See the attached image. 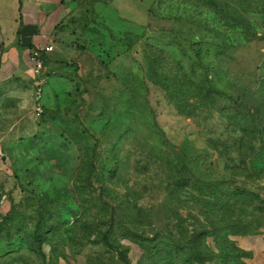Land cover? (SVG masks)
<instances>
[{"label": "rangeland", "instance_id": "374dc122", "mask_svg": "<svg viewBox=\"0 0 264 264\" xmlns=\"http://www.w3.org/2000/svg\"><path fill=\"white\" fill-rule=\"evenodd\" d=\"M111 1L74 5L54 93L0 85V264H242L235 240H264V0H155L134 29ZM177 71L236 118L179 111Z\"/></svg>", "mask_w": 264, "mask_h": 264}, {"label": "crops", "instance_id": "0c3cea01", "mask_svg": "<svg viewBox=\"0 0 264 264\" xmlns=\"http://www.w3.org/2000/svg\"><path fill=\"white\" fill-rule=\"evenodd\" d=\"M155 0L142 8V0H112L109 9L117 16L121 27H142L151 22ZM78 0H0V85L9 82L37 88L46 79L43 95L55 92L68 68L63 41L66 25L76 13ZM106 6V5H105ZM55 48L46 54L45 67L37 72L30 59L33 49ZM122 56L117 54L113 64ZM246 257L242 264H253L264 254V240L257 234H245L235 240Z\"/></svg>", "mask_w": 264, "mask_h": 264}, {"label": "trees", "instance_id": "16d2710c", "mask_svg": "<svg viewBox=\"0 0 264 264\" xmlns=\"http://www.w3.org/2000/svg\"><path fill=\"white\" fill-rule=\"evenodd\" d=\"M261 15L264 16V12H261ZM177 72L178 74H180V76H177V79L175 81L167 85V92L170 101L177 105L179 111H182L184 103L189 104L192 99L211 100L212 102H214V104L216 100H218V107L221 109H225L229 119H234L235 116L231 113V109L233 108V106H238V103L235 101L234 98L225 94L222 91L215 90L210 86L198 84L193 79L189 78L183 71L181 73L179 71ZM246 125L247 124H241L240 132L243 134H247L249 131V128ZM7 231L10 232V229L8 228ZM39 238L40 237L38 236V234H35L33 242L37 244L40 241ZM245 257L246 255L244 254L242 258L244 259ZM18 264L27 263L22 261Z\"/></svg>", "mask_w": 264, "mask_h": 264}, {"label": "built area", "instance_id": "2783aa9c", "mask_svg": "<svg viewBox=\"0 0 264 264\" xmlns=\"http://www.w3.org/2000/svg\"><path fill=\"white\" fill-rule=\"evenodd\" d=\"M55 48L53 46H49L43 50L39 49H33L30 53V59L33 67L37 72H41L45 67V55L49 53H53ZM46 79H41L38 86H37V101L41 100V97L44 93V85H45ZM44 114V110L41 107V104H39V107L36 111L37 117H42Z\"/></svg>", "mask_w": 264, "mask_h": 264}]
</instances>
